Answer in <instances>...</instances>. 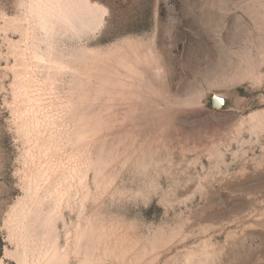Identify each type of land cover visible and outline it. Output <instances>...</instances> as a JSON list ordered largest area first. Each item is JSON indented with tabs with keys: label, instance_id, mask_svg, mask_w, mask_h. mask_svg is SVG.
<instances>
[{
	"label": "rangeland",
	"instance_id": "374dc122",
	"mask_svg": "<svg viewBox=\"0 0 264 264\" xmlns=\"http://www.w3.org/2000/svg\"><path fill=\"white\" fill-rule=\"evenodd\" d=\"M34 106L91 160L51 224ZM44 239L62 264H264V0H0V264Z\"/></svg>",
	"mask_w": 264,
	"mask_h": 264
},
{
	"label": "bare ground",
	"instance_id": "6f19581e",
	"mask_svg": "<svg viewBox=\"0 0 264 264\" xmlns=\"http://www.w3.org/2000/svg\"><path fill=\"white\" fill-rule=\"evenodd\" d=\"M26 86L23 88L24 91L20 93L19 96L20 100H22L21 102L28 101V97L25 95L27 90ZM40 97V95L32 94L31 98H29L35 101L40 100ZM59 97L58 94H55V99ZM44 111L45 107L43 106L32 107L27 112L31 116V120L28 122L24 121V123L20 125V129L24 135L31 132L33 133V136L31 137H28L29 134L27 135L28 138L26 141L29 146V156L26 168V176L29 177V181L26 182L29 186L28 197L30 200L36 199L38 201L37 203L42 202L48 205L46 221L51 224V222L55 221V216L56 218L58 216L56 213H58L63 205L69 201L72 193H79L86 188L87 171L91 160L86 152L78 150V148L71 151L64 148L65 145L73 143V139H71L72 137L69 134L71 131L69 130L68 133L64 132L61 134H56L54 132L50 134L49 132L50 135L47 134L48 136L40 138L39 133L43 129L41 121L45 116ZM26 210H22L18 223H16L22 228L23 238H25L24 234L29 232L34 226L33 220H28V211ZM22 243L26 244L25 240L20 244ZM25 244L22 246V253L18 259L19 264H62L65 261L55 239H52V241H45L44 239L42 242L37 245L35 244L34 247L32 246L31 248ZM83 263L84 261L81 262V264Z\"/></svg>",
	"mask_w": 264,
	"mask_h": 264
},
{
	"label": "water",
	"instance_id": "95a60500",
	"mask_svg": "<svg viewBox=\"0 0 264 264\" xmlns=\"http://www.w3.org/2000/svg\"><path fill=\"white\" fill-rule=\"evenodd\" d=\"M211 101H212V105L214 107H218L220 105H224L227 103V101L215 96V95H211Z\"/></svg>",
	"mask_w": 264,
	"mask_h": 264
},
{
	"label": "snow or ice",
	"instance_id": "6c2138e0",
	"mask_svg": "<svg viewBox=\"0 0 264 264\" xmlns=\"http://www.w3.org/2000/svg\"><path fill=\"white\" fill-rule=\"evenodd\" d=\"M96 7L98 9V13L99 14H102L103 16H107L108 15L107 9H104V8L100 7L99 5H97Z\"/></svg>",
	"mask_w": 264,
	"mask_h": 264
}]
</instances>
